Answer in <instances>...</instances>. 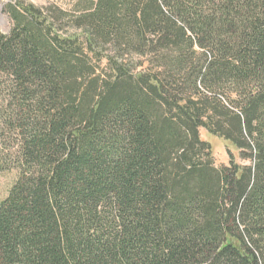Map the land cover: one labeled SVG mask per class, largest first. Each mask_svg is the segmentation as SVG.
I'll return each instance as SVG.
<instances>
[{"label":"trees","instance_id":"trees-1","mask_svg":"<svg viewBox=\"0 0 264 264\" xmlns=\"http://www.w3.org/2000/svg\"><path fill=\"white\" fill-rule=\"evenodd\" d=\"M7 13L0 264H264V0Z\"/></svg>","mask_w":264,"mask_h":264},{"label":"rangeland","instance_id":"rangeland-1","mask_svg":"<svg viewBox=\"0 0 264 264\" xmlns=\"http://www.w3.org/2000/svg\"><path fill=\"white\" fill-rule=\"evenodd\" d=\"M34 4L39 8L49 9L53 7L60 8L65 11H71L79 1L82 0H25ZM15 4V0H0V31L8 34L12 29V22L7 13L9 5ZM4 18V20H2ZM0 94L2 92L0 91ZM1 97V96H0ZM202 138L211 143L213 155L217 165L228 164L230 157H234L237 162L239 160L238 151L232 146L211 135L208 138L202 131ZM15 138L9 132L0 129V203L4 201L11 188L19 178V170L15 163L16 152Z\"/></svg>","mask_w":264,"mask_h":264},{"label":"bare ground","instance_id":"bare-ground-1","mask_svg":"<svg viewBox=\"0 0 264 264\" xmlns=\"http://www.w3.org/2000/svg\"><path fill=\"white\" fill-rule=\"evenodd\" d=\"M2 20H4V18H2Z\"/></svg>","mask_w":264,"mask_h":264}]
</instances>
